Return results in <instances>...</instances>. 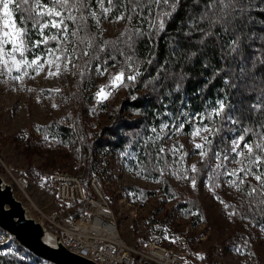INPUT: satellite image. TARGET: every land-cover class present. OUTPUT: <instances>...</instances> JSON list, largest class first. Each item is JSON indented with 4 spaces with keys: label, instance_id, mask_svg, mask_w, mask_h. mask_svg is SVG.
I'll list each match as a JSON object with an SVG mask.
<instances>
[{
    "label": "trees",
    "instance_id": "trees-1",
    "mask_svg": "<svg viewBox=\"0 0 264 264\" xmlns=\"http://www.w3.org/2000/svg\"><path fill=\"white\" fill-rule=\"evenodd\" d=\"M17 2L14 0L10 8L15 27L27 30L24 39L31 51L25 55L31 58L33 53L40 55L39 52L57 47L58 42L50 39L47 45L32 48L29 41L42 39L33 24L51 18L45 15L27 19L29 12L17 8ZM96 2L83 0L81 7L70 0L69 6L64 7L51 0H39V4L30 0L33 16L54 7L65 18L76 17L75 22L65 19L69 25L67 34H58V38L65 37L64 49L73 62V80L67 95L72 110L44 126L22 131L21 138L13 136V140H20L17 149L28 162L34 157L41 161L40 168H31L39 177L46 171L57 172L75 165L84 171L85 179L93 173L103 177L115 153L134 151L143 175L159 180L160 185L157 190L130 186L124 191L140 207L148 201L157 202L145 225L160 237L161 246L168 247L183 233L175 222L197 227L206 223L205 209L198 196L183 199L171 187L166 174L171 160L161 151L164 140L153 139L151 130L167 118V111L177 113L184 108L188 115L205 116L202 125L211 130L207 136L211 143H202L207 150L204 157L200 155L202 149H198L195 184L205 181L214 186L221 181L220 170L236 155L231 144L241 136L244 139L238 150L248 151L244 147L247 143L264 158V151L254 147L264 141V0H175V8L173 0L168 4L114 0L115 6L104 0V7L111 9L109 20L124 17L113 37L104 35L102 16L91 15ZM161 19L165 20L164 28L158 30ZM50 30L45 29L44 34L49 36ZM83 51L89 55H82ZM97 66L101 70L107 68L108 82L94 81ZM121 70L125 80L137 71L140 75L128 82L129 87L117 90L123 97L119 103L108 100L98 104L95 94L100 86ZM216 99L222 101L224 109L210 119L208 104ZM224 156L228 158L223 159ZM245 159L247 178L239 187L238 198L228 206L235 221L264 228V188L254 178L264 174V162L254 163L255 156L249 153ZM44 226L56 233L46 223ZM140 228L137 222L132 226L138 242L143 241ZM234 237L233 233L227 236ZM201 259L208 261L204 256ZM42 262L22 249L0 257V264Z\"/></svg>",
    "mask_w": 264,
    "mask_h": 264
},
{
    "label": "rangeland",
    "instance_id": "rangeland-1",
    "mask_svg": "<svg viewBox=\"0 0 264 264\" xmlns=\"http://www.w3.org/2000/svg\"><path fill=\"white\" fill-rule=\"evenodd\" d=\"M105 7L108 8V6ZM10 11L12 13L11 8ZM94 12L96 16H102L104 35L106 37L115 36L123 24V19L109 20L108 13L104 12L98 0ZM4 19L5 17L0 14V40L6 39L2 34L3 31H12L11 25L8 29L4 28ZM11 20L14 23L13 13ZM48 34L51 37L56 34V30L51 29ZM58 40V46L52 47V49H56L55 54L39 52V56L42 58L39 63L44 64L39 75L34 67L29 68L24 65L21 66L20 71H17L11 56L15 55L17 59L21 57L19 53H12L11 44L4 45L3 60L7 61V67L0 63V157L16 168L27 167L28 171L31 170L37 176L38 174L32 169L40 168L41 161L34 157L31 162H28L17 149V145L21 143L20 140L18 139L17 143L13 140V136L19 138L18 134L21 136L22 131L30 130L32 126H44L51 120L66 116L72 110L67 102V95L73 80L71 72L73 62L64 49L67 45L65 37L62 36ZM56 56L61 58L56 60ZM34 58L35 56L27 57L29 61ZM68 60H71V63H68ZM45 61L51 63H45ZM57 64L59 65L58 74L50 76V71L57 72ZM15 76H21V80L17 81L14 79ZM107 79L106 72L101 76L95 71V82L103 83ZM57 89L59 91H54ZM122 99V94L114 91L104 101L109 100L117 104ZM221 103L220 99H216L212 104H208L210 119L217 116L216 113L220 111ZM165 115L167 118L162 119L157 126L152 128L151 135L155 140L162 138L164 140L163 150L171 160L166 172L167 178L171 187L179 193L180 198L190 199L193 196H198L203 202L206 217V223H201L197 227L175 222V226L180 228L183 233L179 236L178 241L171 243L166 248L186 256L195 255L200 262H204L201 259L204 256L208 259L206 262L210 264H264V228H256L249 222L235 221L233 215H230L232 212L229 206L225 207L238 198L241 181L247 178L248 166L245 164V155L248 154V151L246 149L232 151L236 155L228 162L226 168L220 170L221 181L218 184L209 186L203 181L193 187L195 171L192 170V166L196 167L199 158L198 148L195 145L202 144L204 137L209 135V131L201 130L199 135H193V133L197 129H209L208 125H202L205 116L188 115L184 108H180L177 113L167 111ZM178 127L179 131L176 130ZM174 148L177 151H173ZM232 148L233 143L231 144ZM241 152L243 155L238 154ZM240 169H244V171H240ZM67 170L69 168H61L57 172ZM229 173L233 174L229 175ZM83 178L84 186H86L89 177L85 179L84 173ZM102 180L104 188L106 186L105 192L110 195V201L113 204L111 210L115 219L117 218V223L123 225L127 218H132V212L138 213L137 217L131 221L132 234V226L137 222L141 226L139 234L142 240L160 245L158 243L161 240L160 237L151 233L149 225H145L146 219L157 207V202L155 200L148 201L142 207L139 206L138 211L134 206L128 207L122 202L123 195L126 194L124 190L127 187L137 186L157 190L160 185L159 180H150L143 175L135 152L128 150L115 153L110 159L109 170ZM125 198L127 201L129 200L127 194ZM124 226L123 236L131 238V233H126ZM230 233L235 235L234 239L227 238ZM132 238L135 239L134 234ZM180 238L183 239V244L179 241Z\"/></svg>",
    "mask_w": 264,
    "mask_h": 264
},
{
    "label": "built area",
    "instance_id": "built-area-1",
    "mask_svg": "<svg viewBox=\"0 0 264 264\" xmlns=\"http://www.w3.org/2000/svg\"><path fill=\"white\" fill-rule=\"evenodd\" d=\"M26 168H16L0 157L2 183L12 188L14 199L31 212L36 221L56 231L62 245L71 253L97 264H210L200 262L195 255H182L156 243L132 238L131 221L138 213L132 212V218H127L123 225L117 223L110 195L105 192L106 186L104 188L99 174H91L84 186V171L79 165L63 172L46 171L41 177ZM125 197L126 194L122 198L123 205L134 206L138 211L140 207ZM123 226L126 233H131V238L123 236ZM179 241L184 243L182 238ZM19 249L28 253L0 229V257Z\"/></svg>",
    "mask_w": 264,
    "mask_h": 264
},
{
    "label": "snow or ice",
    "instance_id": "snow-or-ice-1",
    "mask_svg": "<svg viewBox=\"0 0 264 264\" xmlns=\"http://www.w3.org/2000/svg\"><path fill=\"white\" fill-rule=\"evenodd\" d=\"M14 0H0V14L3 15V17H5L4 19V28L8 29L9 26H12V31H3V36L6 39L0 40V63H3L5 67H7V61L3 60V53H4V45H8L11 44L12 45V53H19L20 55V59H17L15 55L11 56V60L12 63L16 65V69L17 71H20L21 66H27L29 68H33L36 71L37 75H39L40 71L43 70L44 68V64L39 63V61L42 59L39 55H35V53H33V55L35 56L34 59H32L31 61H29L27 59V57L25 56L26 52H30L31 49L29 47H27L26 41L24 39V37L27 35V30L23 27L20 28H16L15 24L12 22L11 20V11H10V5L13 4ZM51 2L55 5V4H60L64 7H68L70 4V0H51ZM98 2L100 3L101 8H103L105 13H108L111 11V9L104 7V0H98ZM108 4H112L113 6H115L114 0H107ZM118 2V0H117ZM129 2H133V0H129ZM151 3H155V4H160V3H164V4H168L170 2V0H150ZM221 2H223V0H221ZM73 4H79L81 7L83 6V0H72ZM37 4H39V0H37ZM24 6H28L27 8H25ZM16 7L17 8H23L24 11H28L29 15L27 17V19H35V17H44L45 15H47L48 17H50L51 19L49 21H44V22H40L38 24H33V28L38 27L39 28V35L42 37V39L40 40H36L34 42L29 41V43H31L32 48H40L41 44L47 45L49 43V40H54L59 42L58 40V34L59 35H63V34H67L69 31V25L67 23H65V19H70L73 22L76 21V17L69 15L67 18H65L62 13L60 11H56L55 8H48L47 11H44L43 9L39 12H37L35 14V16H33L32 12L30 11L31 8V4H30V0H18V2L16 3ZM42 7V6H41ZM172 7L175 8V0H173L172 2ZM92 17H96V13L92 12L91 13ZM170 15V13H164V16H168ZM55 17H59V19H56ZM123 15L117 16L116 20H120L123 19ZM81 19H83V17H81ZM129 19H131V16H129ZM97 23H99V20H97ZM164 24H165V20L161 19L159 22V29L158 30H163L164 28ZM55 29L56 30V34H53L51 37L46 36L44 34V30L45 29ZM142 34V33H141ZM73 35H75V33H73ZM81 43H84L83 40L80 41ZM89 47H91V44L88 45ZM47 52L49 55H53L56 52V49H52V48H48ZM63 54V53H62ZM82 55H89V53L87 51H83ZM61 57L60 56H56V60H59ZM128 60H131V57L127 58ZM68 63H71V60L67 61ZM151 61H149L150 63ZM45 63H51L50 61H45ZM107 62L105 61V64ZM57 67V72H49V75H56L58 74L59 71V65H56ZM67 65L65 66V70H66ZM107 71V68L105 67L103 70H101L100 66L96 67V72L98 75H104V72ZM24 75H27V73H24ZM140 75V72L137 71L134 75H127L126 76V80H125V72L123 70H121V72L117 73L114 76H109V83L107 85H102L100 86L99 90L96 92L95 94V98L97 100L98 104H102L104 100H106L110 95H112V93L114 91L119 90L120 87H129V83L128 82H134L136 80V78ZM34 78V77H33ZM14 79H16L17 81L21 80V76H15ZM127 81V82H126ZM110 89V91H105V89ZM29 91H31V89H29ZM54 91H59L54 90ZM53 107H55V105H53ZM224 109V104L221 103L220 104V110L223 111ZM220 113L217 112L216 115H219ZM165 127H167L165 125ZM177 131H179V127L176 129ZM211 131L210 129H197L193 135H199L200 131ZM155 131V129H154ZM247 131V130H246ZM244 139L243 136L240 137L239 140L234 141L233 142V148L232 151L236 152L237 149L240 146V141H242ZM205 143L210 144L211 141L208 140L207 137H204ZM196 148L198 149H202V151L200 152L201 157H204L207 155V150L204 149V145L203 144H196L195 145ZM244 147H246L248 149V153L250 156H255V161L254 163L256 164H260L262 162H264V158L261 157V155L256 154L254 152V148L252 145L245 143ZM255 149H259L260 151H264V141L260 142V143H256L255 144ZM161 151H163V149H161ZM173 151H177V149H173ZM239 155H243V153H238ZM220 155L217 154V159H220ZM227 156H224L223 159H227ZM192 170L193 171H198L195 167V165L192 166ZM240 171H244V169H240ZM233 173H229V175H232ZM247 174V173H246ZM264 175V174H262ZM262 175H255V179L260 183L261 187L264 188V179H262ZM195 180L192 181V185L193 187H195ZM241 183H243V181H241ZM256 191L255 188L252 189V192L254 193ZM252 193H249V195H251ZM222 202V201H221ZM225 207H228V205H225ZM234 213H230V215H232Z\"/></svg>",
    "mask_w": 264,
    "mask_h": 264
},
{
    "label": "water",
    "instance_id": "water-1",
    "mask_svg": "<svg viewBox=\"0 0 264 264\" xmlns=\"http://www.w3.org/2000/svg\"><path fill=\"white\" fill-rule=\"evenodd\" d=\"M0 229L10 235L21 248L48 264H97L68 251L59 236L48 231L42 222L26 218L23 206L12 195V188L4 185L1 179ZM45 234L54 238V246L44 242Z\"/></svg>",
    "mask_w": 264,
    "mask_h": 264
},
{
    "label": "bare ground",
    "instance_id": "bare-ground-1",
    "mask_svg": "<svg viewBox=\"0 0 264 264\" xmlns=\"http://www.w3.org/2000/svg\"><path fill=\"white\" fill-rule=\"evenodd\" d=\"M16 194H17V192L14 191V195H16ZM23 208H24V207H23ZM24 210H25V216H26V218H28V219H32V220H34L35 222L38 223V221H36L37 219L34 218V216L31 214V212H29V211H28L27 209H25V208H24ZM108 233L110 234L111 237H113V234H112L111 232L108 231ZM43 240H44V242H46L47 244L54 246V238H53L50 234H45V236L43 237Z\"/></svg>",
    "mask_w": 264,
    "mask_h": 264
}]
</instances>
